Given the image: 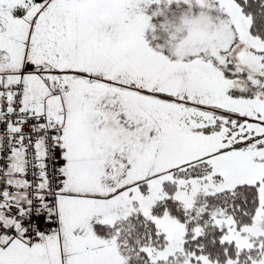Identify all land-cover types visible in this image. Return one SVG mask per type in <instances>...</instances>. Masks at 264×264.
I'll return each instance as SVG.
<instances>
[{
	"label": "snow or ice",
	"instance_id": "obj_1",
	"mask_svg": "<svg viewBox=\"0 0 264 264\" xmlns=\"http://www.w3.org/2000/svg\"><path fill=\"white\" fill-rule=\"evenodd\" d=\"M0 264H264V0H0Z\"/></svg>",
	"mask_w": 264,
	"mask_h": 264
}]
</instances>
